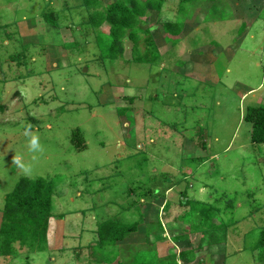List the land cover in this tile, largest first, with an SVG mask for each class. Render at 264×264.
Wrapping results in <instances>:
<instances>
[{
	"label": "rangeland",
	"instance_id": "rangeland-1",
	"mask_svg": "<svg viewBox=\"0 0 264 264\" xmlns=\"http://www.w3.org/2000/svg\"><path fill=\"white\" fill-rule=\"evenodd\" d=\"M215 1L189 0L181 14V0H165L141 17L162 56L144 65L132 62L127 37L123 61L100 58L109 26L93 27L83 0H0V221L20 178L57 177L47 250L16 244L18 256L0 264H106L92 249L107 219L139 224L112 264L137 251L177 257L208 216L224 260L222 247L213 258L205 248L192 264H264V147H252L243 120L264 106V0ZM177 20L187 33L172 47L165 25ZM32 134L40 153L28 151ZM166 189L173 221L158 209ZM181 195L192 206L181 207Z\"/></svg>",
	"mask_w": 264,
	"mask_h": 264
},
{
	"label": "trees",
	"instance_id": "trees-1",
	"mask_svg": "<svg viewBox=\"0 0 264 264\" xmlns=\"http://www.w3.org/2000/svg\"><path fill=\"white\" fill-rule=\"evenodd\" d=\"M83 1L82 5L88 13L93 27H99L104 23L109 26L108 32L99 31L100 35L105 34L104 37L110 43L109 51L103 53L100 56L101 59L105 60L109 58L113 61H123V39L125 37L133 44L131 50L133 63L153 65L155 62L158 64L162 59L149 30L140 27L143 23L140 18L145 16L148 11L160 12L165 0H115L109 5L100 4L99 0ZM188 1L181 0L179 4L181 14L188 13V7H186V2ZM202 1H212L214 3L215 0ZM214 4L216 5L217 3ZM93 5L97 6L94 7ZM45 18L48 24L52 26L56 25L53 15L46 14ZM165 26L166 30H171L169 32L172 36L169 37L173 38V40L170 38L167 40L173 45L178 44L180 41L179 36L183 32L184 22L177 20L174 24H167ZM134 99L130 98V101H134ZM243 120L251 125L250 144L261 152L264 147V106L248 107ZM74 132L72 142L79 138V131L76 130ZM76 143L74 144V149L77 152H82L86 149L84 143H80L79 140ZM169 180L170 184L172 182L175 183L172 179ZM56 183L57 177L52 179L46 177H37L35 179L22 177L16 183L12 192L7 195L0 221L1 258L17 257L18 250L15 248L16 244H18L19 248L26 249L29 253L47 250V233L50 220L53 217ZM179 204L181 207L192 206L191 201L182 195ZM166 207L167 204H165L164 209L169 207ZM210 209L212 208L210 207L208 212L211 211ZM190 213L191 211H188L185 215ZM138 216L142 218L140 214ZM181 217H179V221ZM211 219L210 216L205 219L203 218L202 222L206 223V220L208 222L202 228H199L198 231H193L192 233L199 234L200 237L198 239L202 241L207 240V242H210L208 244L213 243L211 245H218L220 243L219 248L221 250V247L224 248L223 239L212 237V233L220 230V227L215 225V223H210ZM138 225V222L127 224L120 219H107L99 224L97 228V242L94 249H92V255H97V262L112 264L118 257V249L116 248L118 243L123 242L131 234L136 233ZM160 227L161 224L158 223L157 229H160ZM183 232L190 235V232L187 233L185 230ZM182 240L183 238L179 237L173 241L182 242ZM258 242L259 247L264 248V229L260 233ZM198 244L190 247V249L183 250L177 257L175 255L158 257L151 250L147 252L137 251L130 254L125 263L118 262L117 264H179V261L182 264H190L196 260V250L201 249V246Z\"/></svg>",
	"mask_w": 264,
	"mask_h": 264
},
{
	"label": "crops",
	"instance_id": "crops-1",
	"mask_svg": "<svg viewBox=\"0 0 264 264\" xmlns=\"http://www.w3.org/2000/svg\"><path fill=\"white\" fill-rule=\"evenodd\" d=\"M87 13V12H86ZM87 15H88V13H87ZM89 16V15H88ZM88 19H89V17H88ZM186 33L187 32H185L184 31V33L182 34V35H180L179 36V39H180V41H179V43H181V42H183V39H184V37L186 36ZM170 43V42H169ZM178 43V44H179ZM172 47H175L176 45H173V44H170ZM171 48V47H170ZM170 48H169V50H170ZM158 49V48H157ZM158 51H159V49H158ZM159 54H160V51H159ZM161 55V54H160ZM161 58H162V56H161ZM157 97H155V99H156ZM250 133H251V130H250ZM183 147V146H182ZM171 191H174V189L176 188L175 186H169L168 187ZM170 190H167L166 189V192L164 193V195L162 196V201H163V203L162 204H160V205H158L159 206V210H160V212L163 210V215H165L166 216V220H170V221H173V218L172 219H170L171 218V211H170V209L172 210V208L170 207L171 205L166 201V195L169 193H173V192H171ZM159 200V199H158ZM160 201V200H159ZM165 204H167V209H164V206H165ZM173 211V210H172ZM159 213V212H158ZM176 221H174V222H177V221H179V218L178 219H175ZM215 222V221H214ZM215 225H218L217 224V221L215 222ZM163 226H162V224H161V227H160V229L158 228L157 229V231H155V234L157 233V232H161L162 231V228ZM162 228V229H161ZM186 229V228H185ZM219 231V230H218ZM164 241H167L166 239H164L163 241H161V242H159L158 243V246L159 245H163L162 243L164 242ZM219 241V240H218ZM170 242V241H169ZM209 242V241H208ZM208 242H207V240H199V239H197L196 240V242H195V244H198V243H200V244H198V245H200L201 246V249H199L198 251H196V253H195V255H196V259H197V252H203V250L205 249V248H207V252H208V254H210L211 255V258H213V256H215V254H216V251L217 250H219V244L218 245H211V244H213V243H211V244H208ZM210 243V242H209ZM196 246V245H195ZM218 248V249H216L215 250V248ZM225 246H224V248L221 250V252H222V256H223V260H224V255H225ZM196 261V260H195ZM194 261V262H195ZM193 262V263H194ZM179 264H182L180 261H179ZM190 264H192V263H190Z\"/></svg>",
	"mask_w": 264,
	"mask_h": 264
},
{
	"label": "clouds",
	"instance_id": "clouds-1",
	"mask_svg": "<svg viewBox=\"0 0 264 264\" xmlns=\"http://www.w3.org/2000/svg\"><path fill=\"white\" fill-rule=\"evenodd\" d=\"M27 147H28V151L30 153H40L43 151V146L40 143L39 137L35 134H32L29 136L28 138V142H27ZM14 164L20 169V171L24 174V175H30L32 168H31V164L25 162L22 157H17L14 160Z\"/></svg>",
	"mask_w": 264,
	"mask_h": 264
}]
</instances>
